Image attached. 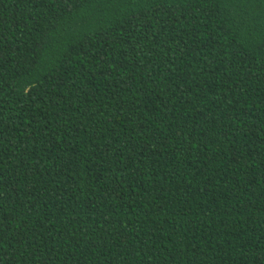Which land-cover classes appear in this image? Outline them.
I'll return each instance as SVG.
<instances>
[{"label": "trees", "instance_id": "obj_1", "mask_svg": "<svg viewBox=\"0 0 264 264\" xmlns=\"http://www.w3.org/2000/svg\"><path fill=\"white\" fill-rule=\"evenodd\" d=\"M0 264H264V0H0Z\"/></svg>", "mask_w": 264, "mask_h": 264}]
</instances>
